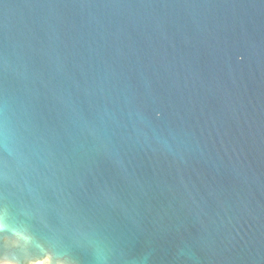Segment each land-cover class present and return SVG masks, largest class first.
Returning <instances> with one entry per match:
<instances>
[{
    "label": "water",
    "instance_id": "obj_1",
    "mask_svg": "<svg viewBox=\"0 0 264 264\" xmlns=\"http://www.w3.org/2000/svg\"><path fill=\"white\" fill-rule=\"evenodd\" d=\"M0 264H264V0H0Z\"/></svg>",
    "mask_w": 264,
    "mask_h": 264
}]
</instances>
